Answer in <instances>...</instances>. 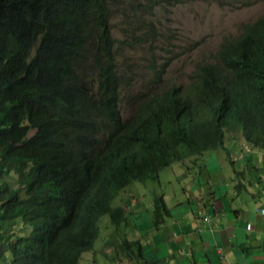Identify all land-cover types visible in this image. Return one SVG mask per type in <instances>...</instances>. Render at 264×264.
<instances>
[{
	"label": "trees",
	"instance_id": "obj_1",
	"mask_svg": "<svg viewBox=\"0 0 264 264\" xmlns=\"http://www.w3.org/2000/svg\"><path fill=\"white\" fill-rule=\"evenodd\" d=\"M180 2L0 0V224L7 222L0 244L7 264H80L84 251H94L101 216L115 229L129 226L127 205L114 204L120 190L222 147L226 132L264 154V13L223 37L185 85L158 88L163 71L156 69L145 90L125 94L115 48L151 43L158 33L148 17ZM11 172L25 197L10 187ZM152 208L156 225L167 212L160 194ZM13 223L21 228L10 230ZM119 241L118 258L133 264L139 241Z\"/></svg>",
	"mask_w": 264,
	"mask_h": 264
},
{
	"label": "crops",
	"instance_id": "obj_2",
	"mask_svg": "<svg viewBox=\"0 0 264 264\" xmlns=\"http://www.w3.org/2000/svg\"><path fill=\"white\" fill-rule=\"evenodd\" d=\"M176 163L159 170L156 178L129 184L141 195L146 193V201L140 194L138 201L114 200L119 204L122 199L128 214H135L137 224L128 226L132 237L122 231L127 240L139 241L133 264H264L263 151L247 145L239 133L226 132L222 147ZM157 194L167 212L154 225L150 212ZM6 226L1 223L0 231ZM3 250L0 244L1 264H7ZM110 255L108 264L121 259L111 262ZM90 261L97 264L93 257Z\"/></svg>",
	"mask_w": 264,
	"mask_h": 264
},
{
	"label": "rangeland",
	"instance_id": "obj_3",
	"mask_svg": "<svg viewBox=\"0 0 264 264\" xmlns=\"http://www.w3.org/2000/svg\"><path fill=\"white\" fill-rule=\"evenodd\" d=\"M117 13L122 16L120 11ZM263 13L264 0H182L180 3L166 7V10L162 12L156 9L155 15L148 17L158 33L155 40L151 43L147 39L134 42L131 48H121L119 53L115 48L120 75L127 82L125 94L130 95L131 91L135 94L140 90H145L151 84L150 78L156 69L163 71L160 83L157 85L158 88L171 83L185 85L195 64L202 60H211L223 37L237 36L243 24L253 21ZM113 20L116 21V18ZM159 33H162L163 36ZM112 35L115 38H121L114 27ZM129 76H131L130 80ZM129 113L130 107L124 101L122 117L126 118ZM171 164L177 163L173 161ZM7 175L10 176V187L18 191L16 175L13 172ZM134 183L139 184L138 182ZM135 187L134 184H131L123 188L119 191L118 197H126L131 200L136 198L135 200L138 201L137 196L140 194L138 197H144L146 201V193L141 195L139 191L136 192ZM19 193L26 196L25 191L19 190ZM131 200L129 203L132 202ZM118 203L123 204L122 199H119ZM152 212H150L151 216ZM101 217L104 221L107 219L106 215ZM126 218L130 227H133L134 223L137 224L131 213H126ZM18 222L20 221L18 220ZM100 224V234L93 241L94 251H84L79 259L80 264H86L92 257L94 261H97V264H108L110 254L114 255L111 262L116 261L120 253L119 240L120 237H123L122 231L125 232V237L127 236L129 239L132 237L128 226L116 227L118 231L113 225L111 228L109 221L106 223L100 221ZM9 228L10 230H19L21 223H13L9 225ZM118 232H120V236ZM110 243L113 244L109 245ZM108 255L109 257L106 259ZM116 262L117 264L127 263L123 261V258ZM91 264L94 263L91 261Z\"/></svg>",
	"mask_w": 264,
	"mask_h": 264
},
{
	"label": "built area",
	"instance_id": "obj_4",
	"mask_svg": "<svg viewBox=\"0 0 264 264\" xmlns=\"http://www.w3.org/2000/svg\"><path fill=\"white\" fill-rule=\"evenodd\" d=\"M202 219H203V221H205V222H208V221H209V219H208V217H207L206 215H203V216H202ZM197 230H200V229L197 228ZM0 264H1V262H0Z\"/></svg>",
	"mask_w": 264,
	"mask_h": 264
}]
</instances>
